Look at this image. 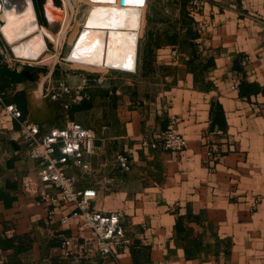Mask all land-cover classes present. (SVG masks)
Masks as SVG:
<instances>
[{"label":"crops","instance_id":"crops-1","mask_svg":"<svg viewBox=\"0 0 264 264\" xmlns=\"http://www.w3.org/2000/svg\"><path fill=\"white\" fill-rule=\"evenodd\" d=\"M145 5L133 70L70 71L60 79L67 96L77 95L68 106L79 97L92 104L74 123L95 135L91 173H66L76 188L94 190L96 211L122 214L132 244L117 250L116 262L110 258L115 264H264V0H203L189 19L154 18L140 37ZM8 72L0 68L5 103L29 122L32 109L37 123L52 114L54 123L39 126L42 134L69 124L55 114L66 103L41 104L51 71L40 82L13 81ZM231 74L241 75L238 91L229 88ZM171 119L186 139L183 151L139 147ZM120 152L130 156L127 172L114 163ZM46 190L19 124L0 117V224L46 232L59 245L68 237L80 248L78 219L60 223L72 208L51 216L40 198Z\"/></svg>","mask_w":264,"mask_h":264},{"label":"built area","instance_id":"built-area-1","mask_svg":"<svg viewBox=\"0 0 264 264\" xmlns=\"http://www.w3.org/2000/svg\"><path fill=\"white\" fill-rule=\"evenodd\" d=\"M10 1L0 0V5L9 6ZM204 29L205 25H200L199 30ZM7 46L0 31V68L18 70L20 66L17 64L23 63L20 58L9 53ZM240 80L237 75L230 77L231 91L239 90ZM64 93L68 94L67 89ZM70 102H74V99ZM70 106L66 103L65 108ZM0 117L11 118L19 124L27 155L35 164L39 180L47 186L40 198L51 208L49 214L52 216L55 209L70 206L72 209L61 216L60 223L66 225L71 218H77L79 224L76 237L82 245L116 262L117 250L132 244L122 226V214L96 211L91 205L95 199L94 190L76 188L75 180L66 173L69 167L77 169L82 175L89 172V157L95 152L94 132L78 123L69 122L62 128H52L42 134L40 127L29 122L14 103H5L3 93H0ZM186 146V139L174 128L173 119L166 130L157 133L152 140L143 139L139 142L141 149L173 153L183 151ZM114 163L123 172L130 170L132 165L130 156L121 152L114 155ZM71 241V238H63L62 247H70Z\"/></svg>","mask_w":264,"mask_h":264},{"label":"rangeland","instance_id":"rangeland-1","mask_svg":"<svg viewBox=\"0 0 264 264\" xmlns=\"http://www.w3.org/2000/svg\"><path fill=\"white\" fill-rule=\"evenodd\" d=\"M31 1L47 49L37 60H24L25 62L21 60L23 66L20 64L17 65L20 66V68H26L32 71L34 73L33 77L37 82H40L50 71L52 72L49 79L45 81L43 91L44 99H42L41 104H48L51 107L55 106L60 109L61 102L62 104L69 103L71 98L77 96L72 92L71 95H69L70 97L64 93V87L60 85V79L64 77L65 73L69 74L70 71L79 73L85 70L98 73L112 72L107 68H89L80 64L65 63L63 59L68 60L70 49L81 31L89 7L92 4L120 5V0ZM108 1H112L113 3ZM195 1L197 4H195ZM201 1L203 0H143L141 4L132 0L133 6L140 7L141 11L146 3L143 10L140 37H142L144 25L145 28H153L158 23L153 20L154 18L159 19L158 21H162L167 17H173L174 14L180 13L185 16L186 19H189L190 17L188 15L200 7ZM48 7H52V13L56 18L55 25L58 27L61 26L62 28L61 23L63 24V32L59 37L53 36L52 32H50L52 34L51 36L44 32V29H47L49 26V23L47 25L49 17L47 11ZM55 8L57 10H55ZM181 10H183V13ZM60 12L63 14V17L60 16ZM148 19L151 20L149 21ZM146 21L148 24H146ZM176 23H178V21H175V24ZM169 27L173 28L174 26L169 25ZM7 49L10 54L13 53L9 45ZM232 75H237L241 78L239 74H231L230 77ZM230 77L228 78V85ZM240 82L242 83V78ZM63 93L64 95L61 97ZM53 96L57 99L56 101L51 100ZM48 99H50L51 102H49ZM89 171H92V168ZM40 226H42V224H40ZM0 230L3 233V238L0 239V264H115L113 259L114 262L110 260L109 257L98 255L94 251L83 246L82 243H80V248H63L61 243L60 245L57 244L58 241L52 236H49L46 232L43 233L38 230H29L26 232L24 228H16L15 225L11 227L5 224H0ZM41 230L43 231V229ZM55 241H57V243Z\"/></svg>","mask_w":264,"mask_h":264},{"label":"bare ground","instance_id":"bare-ground-1","mask_svg":"<svg viewBox=\"0 0 264 264\" xmlns=\"http://www.w3.org/2000/svg\"><path fill=\"white\" fill-rule=\"evenodd\" d=\"M133 5L132 0H120V5L92 4L66 61L75 65L133 70L141 21V8ZM47 11L49 28L44 32L51 36L50 32L55 30L53 36L58 37L62 28L55 25L52 7ZM0 21V31L17 58L37 60L43 54L46 44L31 0H11L9 6L0 5Z\"/></svg>","mask_w":264,"mask_h":264},{"label":"water","instance_id":"water-1","mask_svg":"<svg viewBox=\"0 0 264 264\" xmlns=\"http://www.w3.org/2000/svg\"><path fill=\"white\" fill-rule=\"evenodd\" d=\"M47 25H48V22H47ZM49 28V27H48ZM52 33L55 32V30L51 31ZM17 72L27 78V79H30V80H34V77H33V73L30 72L28 69L26 68H19L17 70ZM92 104L90 102H88L87 99H82L80 100L78 103L76 104H73L71 105L70 107L68 108H65L64 110L60 111V110H56L55 114L58 115V116H61V117H67L68 119V122L70 123H73L74 122V115L76 113H80L82 111H85V110H88L89 108H91ZM33 111L35 112V110H31L30 111V114L29 115V119L31 120V122H33L35 125H38V126H41V125H44V124H51V123H54L55 122V117L51 114V117L48 121H45L44 123H37L33 117H32V114ZM13 145V143H12ZM15 149V148H14Z\"/></svg>","mask_w":264,"mask_h":264},{"label":"trees","instance_id":"trees-1","mask_svg":"<svg viewBox=\"0 0 264 264\" xmlns=\"http://www.w3.org/2000/svg\"><path fill=\"white\" fill-rule=\"evenodd\" d=\"M6 75L10 76L12 78L13 81L22 78V76L17 72V70L8 72Z\"/></svg>","mask_w":264,"mask_h":264},{"label":"snow or ice","instance_id":"snow-or-ice-1","mask_svg":"<svg viewBox=\"0 0 264 264\" xmlns=\"http://www.w3.org/2000/svg\"><path fill=\"white\" fill-rule=\"evenodd\" d=\"M135 2H137V3H143V0H135Z\"/></svg>","mask_w":264,"mask_h":264}]
</instances>
